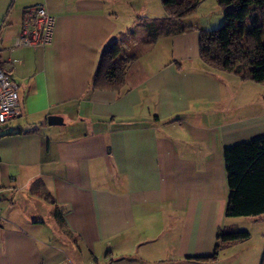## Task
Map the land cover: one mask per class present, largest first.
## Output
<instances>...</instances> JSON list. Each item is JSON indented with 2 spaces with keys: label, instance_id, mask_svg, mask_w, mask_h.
Here are the masks:
<instances>
[{
  "label": "crops",
  "instance_id": "crops-1",
  "mask_svg": "<svg viewBox=\"0 0 264 264\" xmlns=\"http://www.w3.org/2000/svg\"><path fill=\"white\" fill-rule=\"evenodd\" d=\"M115 2L0 0V65L21 108L0 125V264L249 263L215 253L232 225L223 149L264 136V82L204 65L191 23L144 44ZM36 4L51 41L10 49ZM134 30L115 56H135L123 90L90 89L103 47Z\"/></svg>",
  "mask_w": 264,
  "mask_h": 264
},
{
  "label": "trees",
  "instance_id": "trees-1",
  "mask_svg": "<svg viewBox=\"0 0 264 264\" xmlns=\"http://www.w3.org/2000/svg\"><path fill=\"white\" fill-rule=\"evenodd\" d=\"M166 16L163 18H137V24L145 33L143 43L153 44L160 36L183 32L189 28L183 19L195 12L201 0H161ZM254 2L256 4L252 5ZM219 6L232 5L226 12L227 21L216 29H202L198 35L199 57L202 63L215 69L232 71L242 78L264 82V42H259L254 28L244 37L237 33L235 19L249 16L258 7L259 23L264 28V0H217ZM231 18L233 19L231 21ZM139 19V20H138ZM120 45L106 44L90 82V89H114L121 92L125 83V72L135 58L128 55L115 56ZM253 64L249 74L246 68ZM225 170L228 173V199L226 216H256L264 214V136L226 145L223 149ZM246 230H234L232 226L222 228L217 234L215 249L224 248L235 240L247 239ZM207 260L209 257H192ZM260 264H264V252Z\"/></svg>",
  "mask_w": 264,
  "mask_h": 264
},
{
  "label": "rangeland",
  "instance_id": "rangeland-1",
  "mask_svg": "<svg viewBox=\"0 0 264 264\" xmlns=\"http://www.w3.org/2000/svg\"><path fill=\"white\" fill-rule=\"evenodd\" d=\"M124 2L123 8L120 6V2ZM256 1V0H254ZM116 3V2H115ZM256 4L254 2L252 5ZM116 6L122 11H117L116 7H108L111 12H121L122 19L119 20L121 25L128 21L129 11L133 12L135 15L132 19V26L136 27L137 18H145L147 20L154 18H163L166 16V12L163 8L161 0H117ZM126 10V11H125ZM232 10V5L227 4L225 6H219L217 0H201L197 9L191 15L185 17L183 21L186 23H191L198 28L204 29H216L223 25L226 21V12ZM136 18V19H135ZM136 20V21H135ZM139 20V19H138ZM233 19L231 18V21ZM235 27L237 28V33L244 37L247 30L254 28V32L257 34V39L259 42H264V28L259 23L258 7L255 6L254 10L249 14V16L242 19H235L233 21ZM140 28L139 25H137ZM131 34V33H130ZM132 35L134 37H132ZM140 30H134L131 36H127L120 47H124L131 44L132 41H137L140 39ZM130 55L129 53L122 54V57ZM253 69V64H250L246 69ZM264 87V84L262 85ZM261 86V89H262ZM264 95V92L259 90L257 96ZM228 224L232 223L234 230H246L249 233L247 239L235 240L234 244L229 248H223L218 252V256L222 258L223 262L227 263L230 252H238V254H243L246 252L250 257L248 259L249 263L240 264H260L262 255L264 252V214L256 216H229L227 218Z\"/></svg>",
  "mask_w": 264,
  "mask_h": 264
},
{
  "label": "built area",
  "instance_id": "built-area-1",
  "mask_svg": "<svg viewBox=\"0 0 264 264\" xmlns=\"http://www.w3.org/2000/svg\"><path fill=\"white\" fill-rule=\"evenodd\" d=\"M54 17L42 4L24 8L19 33L14 37L10 49L42 47L52 38ZM9 64V62H7ZM19 85L0 65V125L20 114Z\"/></svg>",
  "mask_w": 264,
  "mask_h": 264
},
{
  "label": "water",
  "instance_id": "water-1",
  "mask_svg": "<svg viewBox=\"0 0 264 264\" xmlns=\"http://www.w3.org/2000/svg\"><path fill=\"white\" fill-rule=\"evenodd\" d=\"M47 123L49 125H60L63 124L62 117L57 115H49L47 118Z\"/></svg>",
  "mask_w": 264,
  "mask_h": 264
}]
</instances>
